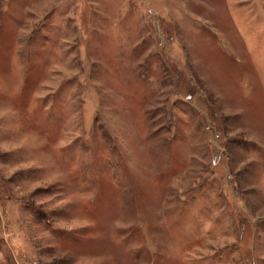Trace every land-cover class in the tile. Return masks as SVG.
Wrapping results in <instances>:
<instances>
[{
  "label": "rangeland",
  "instance_id": "rangeland-1",
  "mask_svg": "<svg viewBox=\"0 0 264 264\" xmlns=\"http://www.w3.org/2000/svg\"><path fill=\"white\" fill-rule=\"evenodd\" d=\"M0 264H264V0H0Z\"/></svg>",
  "mask_w": 264,
  "mask_h": 264
}]
</instances>
